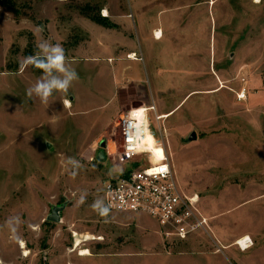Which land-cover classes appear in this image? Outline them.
I'll return each mask as SVG.
<instances>
[{
	"label": "rangeland",
	"instance_id": "rangeland-1",
	"mask_svg": "<svg viewBox=\"0 0 264 264\" xmlns=\"http://www.w3.org/2000/svg\"><path fill=\"white\" fill-rule=\"evenodd\" d=\"M15 1L18 13L0 4V264H264V0ZM42 39L62 44L79 76L47 104L26 94L41 70L20 66ZM152 99L160 114L183 101L162 120L166 148L221 251L203 232L178 240L150 215L90 207L127 169L114 163L120 114Z\"/></svg>",
	"mask_w": 264,
	"mask_h": 264
},
{
	"label": "built area",
	"instance_id": "built-area-1",
	"mask_svg": "<svg viewBox=\"0 0 264 264\" xmlns=\"http://www.w3.org/2000/svg\"><path fill=\"white\" fill-rule=\"evenodd\" d=\"M236 95L239 101L246 100L247 89H240ZM163 116L158 113L154 99L148 105L120 114L115 125L120 128L122 142L121 148L115 149L114 163L125 164L127 169L104 180V202L110 205V211L150 215L159 222L162 234L167 237L188 240L203 232L217 247L216 251H221L224 246L213 233L211 219L199 208L200 195L187 192L179 183L166 148L167 130L162 123L166 117ZM149 137L156 150L151 148ZM136 157L143 159L142 166ZM245 238L235 242L242 251L253 244L252 239Z\"/></svg>",
	"mask_w": 264,
	"mask_h": 264
},
{
	"label": "clouds",
	"instance_id": "clouds-1",
	"mask_svg": "<svg viewBox=\"0 0 264 264\" xmlns=\"http://www.w3.org/2000/svg\"><path fill=\"white\" fill-rule=\"evenodd\" d=\"M37 51L33 55L23 58L21 69L28 66H33L41 70L42 75L35 83L26 90L29 98L36 97L42 103L47 104L49 98L54 93L67 94L73 82L78 81L79 76L74 68L67 61L65 49L60 43H51L47 40H40L36 44ZM67 104L68 101H64ZM68 163H71L73 171L71 172L74 178L77 170L82 167L80 162L75 158H69ZM86 193H82L79 197V204H84ZM93 211L97 212L101 217H107L110 211V205H106L102 198H97L90 205ZM21 223L19 216H10L5 221V225L9 228L13 237L16 236L17 228Z\"/></svg>",
	"mask_w": 264,
	"mask_h": 264
},
{
	"label": "water",
	"instance_id": "water-1",
	"mask_svg": "<svg viewBox=\"0 0 264 264\" xmlns=\"http://www.w3.org/2000/svg\"><path fill=\"white\" fill-rule=\"evenodd\" d=\"M196 138H197L196 133L192 132L190 134V136L188 137L187 141L190 142V141L195 140ZM106 148H107V142H106V140H102L100 142V149H99L98 156H97V159L100 162L107 161ZM136 166H137V164L134 165V167H136ZM64 208H65V206H56V207H54L52 213L48 216L47 219L49 221L59 222L61 220L60 213H61V211H63Z\"/></svg>",
	"mask_w": 264,
	"mask_h": 264
},
{
	"label": "trees",
	"instance_id": "trees-1",
	"mask_svg": "<svg viewBox=\"0 0 264 264\" xmlns=\"http://www.w3.org/2000/svg\"><path fill=\"white\" fill-rule=\"evenodd\" d=\"M0 4L8 7L10 10L14 11V12H17L18 13V10H17V6H16V1L15 0H0ZM91 20L97 22V23H103L104 21H102V19L104 20V18H100V17H97V16H94V15H89L88 16ZM106 20V18H105ZM105 26H106V23H104Z\"/></svg>",
	"mask_w": 264,
	"mask_h": 264
},
{
	"label": "bare ground",
	"instance_id": "bare-ground-1",
	"mask_svg": "<svg viewBox=\"0 0 264 264\" xmlns=\"http://www.w3.org/2000/svg\"><path fill=\"white\" fill-rule=\"evenodd\" d=\"M104 12H105L104 15H108L106 10ZM156 34H157V38H161L162 37V34H161L160 31L157 30L156 31ZM129 58H135V54L134 53L130 54ZM66 101H68V103L65 104V106L70 108L71 107L70 100H66ZM163 117H169V116L167 114V115H164ZM149 142H150L151 148H153L154 150H156L157 148L154 146V142H153V139L151 137H149ZM244 237H246L245 239H248V240L251 239L248 235L247 236H244ZM242 242H243V240H242ZM82 254L87 255V254H89V251L84 250V252Z\"/></svg>",
	"mask_w": 264,
	"mask_h": 264
},
{
	"label": "crops",
	"instance_id": "crops-1",
	"mask_svg": "<svg viewBox=\"0 0 264 264\" xmlns=\"http://www.w3.org/2000/svg\"><path fill=\"white\" fill-rule=\"evenodd\" d=\"M106 17H108V16H106ZM158 29H160L161 30V33H162V37H163V31H162V29L161 28H158ZM132 59H134V58H132ZM183 102V101H182ZM181 102V103H182ZM181 103H179L177 106H175L173 109H171V110H169V111H165L164 113H162V114H171V113H173L174 111H175V109H177L178 108V106H180V104ZM131 107V106H130ZM129 110V109H128ZM160 114V113H159ZM171 116H172V114H171ZM249 236V235H248Z\"/></svg>",
	"mask_w": 264,
	"mask_h": 264
}]
</instances>
